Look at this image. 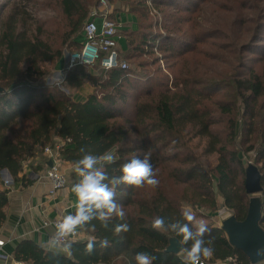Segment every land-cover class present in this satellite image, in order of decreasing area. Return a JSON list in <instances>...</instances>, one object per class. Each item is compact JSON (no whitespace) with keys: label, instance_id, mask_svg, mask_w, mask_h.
<instances>
[{"label":"trees","instance_id":"obj_1","mask_svg":"<svg viewBox=\"0 0 264 264\" xmlns=\"http://www.w3.org/2000/svg\"><path fill=\"white\" fill-rule=\"evenodd\" d=\"M12 1L1 2L3 11ZM86 1L61 0L71 27L67 41L74 43L77 50L84 41L83 27L90 21L91 7L98 0ZM120 1L135 4L133 10L142 11L141 17L146 18L153 11L163 15L164 26L157 21L148 31L139 29L138 33L128 35L127 56L130 61L154 56L152 65L166 62L172 78L145 77L140 70L146 71L147 62L139 63L136 70L128 66L123 69L118 51L116 68L104 70L97 66L98 74L74 72L82 67L69 71L65 82L69 90H80L87 84L94 88L84 102L76 101L65 91L41 83L47 77L41 64L60 62L63 51H53L48 44L30 38L20 29L23 16L17 11L3 23L0 229L7 221L9 206L3 172L7 171L15 183L32 185L35 177L21 178L25 162L44 154L47 147L55 149L59 145L60 161L71 164H76L86 153L97 156L111 153L113 161L98 162L109 179L122 174L123 163L133 157L143 159L147 154L159 184L155 187L116 185L114 199L122 206L123 218L113 216L107 228L97 220L77 226L89 239L70 244L67 254L45 250L30 240L22 241L15 251L17 262L136 264V253L144 252L152 257V264H184L185 253H166L170 239L182 242V234L165 227L154 228L153 219L160 216L166 223L180 221L195 226L194 220L184 219V205L216 213L220 197L223 207L238 221H244L251 197L245 189L242 156L250 154H255L262 175L260 226L264 230V0L243 1L240 10H235L226 36L231 41L217 47L214 58L204 55L215 64H201L195 59L199 46L211 39L212 32L191 33L196 24L188 15L190 7L174 0ZM200 8L196 6L193 15ZM189 24L190 29L186 28ZM153 28L164 29L165 33L150 31ZM161 68L158 67L157 75L163 73ZM189 137L206 141L202 155L190 147ZM215 155L218 156L216 167L207 168L204 158ZM48 162L49 159L44 164ZM181 187L182 194L171 193ZM125 223L126 231H114L117 224ZM207 227L210 232L204 238L211 241L213 254L202 256L201 260L210 264L229 260L232 264H252L230 243L221 228L212 224ZM105 239L108 244L102 247L100 242ZM90 240L93 247L88 250L86 245ZM182 244L184 248L190 247L191 241Z\"/></svg>","mask_w":264,"mask_h":264},{"label":"rangeland","instance_id":"obj_2","mask_svg":"<svg viewBox=\"0 0 264 264\" xmlns=\"http://www.w3.org/2000/svg\"><path fill=\"white\" fill-rule=\"evenodd\" d=\"M0 0V34L1 27L6 21L9 15L15 14V11L19 12L23 16V22L20 24V29L25 31L28 36L32 39H38L48 44L53 51H63V59L60 62L54 63H43L41 64L42 70L46 73L47 77L41 82L42 85L47 87H57L65 91L66 94H70L76 101L85 100L90 94L93 93L94 88L87 84L80 90H69L66 86V78L69 74L66 68L67 56L71 53L78 51L77 46L67 41V35L71 31V27L68 19L64 15L63 6L61 0H13L6 5L4 11L1 7ZM86 3V0H81ZM178 4L190 7L188 15L193 18V23L196 24L191 29V33H209L212 32L211 39L199 46L198 52L195 54L197 62L203 64H215L214 61L205 59L204 55L208 54L214 58V54L218 52L217 47H220L222 43H228L231 39L226 38L229 35V27L234 20L235 10H240L241 3L248 0H174ZM132 3H124L120 0H98L94 2L93 7L90 10V16L94 12L101 13L100 16H107L112 22L118 27L119 30V54L122 59V63H127V66L131 70H136L139 63H149V67H146V71L143 75L147 78L163 77L167 76L168 79L172 78L171 70L167 69L166 62L153 66L152 61H155L154 56L145 57L130 61L128 60L127 54L130 51L128 45V35L131 33H138L140 29L142 31H148L152 25L156 22L161 23L164 26L163 15H157L156 12H152L148 17H141L142 11L135 13L133 10ZM195 6V7H194ZM196 6L201 7L198 12L193 15L196 10ZM172 15V14H171ZM140 18V19H139ZM139 20L141 26H139ZM167 23V22H166ZM191 24L186 28H191ZM84 29V27H83ZM150 31L158 32L161 34L165 33L164 29H155ZM179 37V35L177 34ZM138 37V36H137ZM127 38V39H126ZM133 38V37H132ZM83 42V41H82ZM81 47V46H80ZM160 58V54H156ZM127 56V57H126ZM216 55L215 57H217ZM193 64V59H192ZM217 65V64H216ZM96 65L90 69H77L74 72L83 71L85 74H98L99 67ZM158 67H162L163 73L157 75L156 71ZM158 79V78H157ZM190 147L198 154L202 155L206 147V141L201 139H192L189 137ZM245 168L249 164L258 166L255 161V154L242 156ZM204 164L209 169H214L218 163V156H211L204 158ZM148 189V187H147ZM183 188L174 189L172 194L178 196L182 194ZM219 210L216 213H211L209 210L202 209L200 207H193L191 205H184V211L188 210L194 216L195 226L199 222L212 224L216 227L221 228L223 222L228 219L232 214L223 207L222 198H218Z\"/></svg>","mask_w":264,"mask_h":264},{"label":"clouds","instance_id":"obj_3","mask_svg":"<svg viewBox=\"0 0 264 264\" xmlns=\"http://www.w3.org/2000/svg\"><path fill=\"white\" fill-rule=\"evenodd\" d=\"M114 156L111 153H104L97 156L92 153H86L76 162V173L79 181L72 185V191L76 195L78 204L75 214L66 215L61 223L56 225L57 231L55 238L62 239L72 233L77 226L89 224L93 220L101 223L102 227L107 228L109 221L113 216L123 218L124 212L122 206L114 199L116 192L115 186L119 184L139 186L142 184L153 187L159 184V180L154 173V167L147 154L144 158L133 157L120 166L121 175L109 179L108 174L98 166L99 161L111 162ZM105 181H108L107 183ZM112 185L110 187L109 185ZM187 221H193L194 216L191 211L185 210L182 213ZM94 229L95 225H91ZM153 227H165L173 232L182 234L184 241H191L190 247H182L181 251L185 253L184 264H199L201 257H210L213 254V248L209 246L211 241L206 242L204 234L210 232V229L204 222H199L196 226L189 223L167 222L164 217L157 216L153 219ZM128 225L117 224L114 231L120 232L127 230ZM101 246H107L108 241L102 240ZM70 247V245H65ZM93 242L90 240L86 248L91 250ZM257 255L264 256V248L257 250ZM136 264H152V257L144 252H137L135 257Z\"/></svg>","mask_w":264,"mask_h":264},{"label":"crops","instance_id":"obj_4","mask_svg":"<svg viewBox=\"0 0 264 264\" xmlns=\"http://www.w3.org/2000/svg\"><path fill=\"white\" fill-rule=\"evenodd\" d=\"M47 159L42 154L25 162L21 178L25 175L29 179L36 178V182L29 186H24L22 182L15 183L7 171L3 172V179H11L12 185L9 189L4 187L9 190V206L6 209L7 221L0 229V241L4 242L1 253L6 256L0 259V264H16V248L25 240L33 241L48 251L68 253L66 247L54 242L56 229L53 226L44 227V222L74 213L78 201L72 185L79 181V176L75 171L76 164L60 162L61 171L68 181L67 187L51 197L52 185L46 179L49 162L44 164ZM82 238L86 240L89 236L82 233Z\"/></svg>","mask_w":264,"mask_h":264},{"label":"built area","instance_id":"obj_5","mask_svg":"<svg viewBox=\"0 0 264 264\" xmlns=\"http://www.w3.org/2000/svg\"><path fill=\"white\" fill-rule=\"evenodd\" d=\"M101 13L94 12L91 15L90 21L85 25L83 31L84 41L81 43V47L78 51L71 53L67 56L66 68L67 71H71L75 68L82 67L90 69L96 65L100 66L104 70H110L116 68L119 65L118 62V48H119V30L118 27L107 16H100ZM122 68H127V63L122 64ZM60 146L57 145L55 149L47 147L44 154L48 157L49 162H52V167L48 168L46 172V179L51 183L52 190L50 192L51 197H55L59 191L67 187V178L63 174L60 168L59 158ZM12 180L4 179V187L11 188ZM64 216L54 220L45 221L44 227L53 226L56 231V225L63 221ZM56 235V234H55ZM82 232L75 228V230L68 236L57 240L54 236V242L61 246L70 245L72 243L81 241ZM4 242L0 241V259L6 258L1 253ZM229 260L225 264H231ZM16 264H25L17 262ZM199 264H210L204 260H201ZM211 264H224L223 262H215Z\"/></svg>","mask_w":264,"mask_h":264},{"label":"water","instance_id":"obj_6","mask_svg":"<svg viewBox=\"0 0 264 264\" xmlns=\"http://www.w3.org/2000/svg\"><path fill=\"white\" fill-rule=\"evenodd\" d=\"M4 90L0 87V93ZM49 162L48 167H52ZM262 175L259 168L249 164L246 168L245 189L251 197L247 217L238 221L234 215L226 219L221 229L230 243L244 253L252 264L264 263V256L257 255V250L264 248V230L260 226L262 220V202L259 195L263 192ZM183 244L177 238H171L166 253L180 255Z\"/></svg>","mask_w":264,"mask_h":264}]
</instances>
